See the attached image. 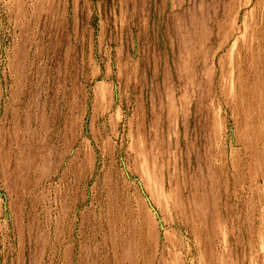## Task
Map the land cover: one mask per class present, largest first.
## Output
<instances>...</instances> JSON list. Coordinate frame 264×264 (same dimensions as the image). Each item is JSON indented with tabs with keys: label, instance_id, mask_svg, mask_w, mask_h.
I'll list each match as a JSON object with an SVG mask.
<instances>
[{
	"label": "rangeland",
	"instance_id": "374dc122",
	"mask_svg": "<svg viewBox=\"0 0 264 264\" xmlns=\"http://www.w3.org/2000/svg\"><path fill=\"white\" fill-rule=\"evenodd\" d=\"M0 264H264V0H0Z\"/></svg>",
	"mask_w": 264,
	"mask_h": 264
}]
</instances>
